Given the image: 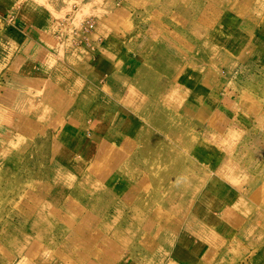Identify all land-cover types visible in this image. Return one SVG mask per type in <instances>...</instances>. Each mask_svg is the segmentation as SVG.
I'll list each match as a JSON object with an SVG mask.
<instances>
[{
	"label": "rangeland",
	"instance_id": "rangeland-1",
	"mask_svg": "<svg viewBox=\"0 0 264 264\" xmlns=\"http://www.w3.org/2000/svg\"><path fill=\"white\" fill-rule=\"evenodd\" d=\"M198 1L0 0V264H264V0H201L212 8L194 11ZM256 27L262 34L252 45ZM104 37L111 48L124 39L159 45L161 62L172 59L128 66L152 94L129 83L124 96L103 103L124 90L111 87L118 80L112 66L105 84L90 78V52L96 56L100 45L105 54ZM27 40L37 45L23 47ZM252 46L253 63L243 70ZM84 74L83 84L65 83H81ZM157 74L165 81L150 86L146 80ZM182 111H205V119ZM103 140L97 160L77 157L82 145L93 142L94 153ZM126 163L124 192L70 193L83 172L112 177ZM228 175L246 185L243 175L248 192L259 189L248 214L240 209L245 194H229ZM120 200L154 210L135 207L139 219L121 228L123 245L109 228L129 216ZM106 210L110 221L102 222ZM241 220L258 237L239 234L232 246L229 221ZM153 234L155 244L136 242Z\"/></svg>",
	"mask_w": 264,
	"mask_h": 264
},
{
	"label": "crops",
	"instance_id": "crops-1",
	"mask_svg": "<svg viewBox=\"0 0 264 264\" xmlns=\"http://www.w3.org/2000/svg\"><path fill=\"white\" fill-rule=\"evenodd\" d=\"M207 1V0H206ZM206 1H201V0H199L198 2L199 3H195V5L196 6H199V8H197V9H194V11H196V10H201V8L200 7H204V9L205 8H207V6H208V4L206 3ZM248 2H250V0H247ZM194 4V3H193ZM210 8H207V9H211L212 7L211 6H209ZM195 17H197V15H194ZM211 16V15H210ZM232 20V19H231ZM197 22V21H196ZM199 23H200V21H198L197 22V24L199 25ZM133 29H138V28H133ZM184 32H187L186 30L184 31ZM259 32L262 34V30H261V28L260 27H256L254 30H253V32H252V36H251V38L249 39V43L251 42L252 43V45L253 44H255L254 43V41H253V36H254V38L255 37H260V34H259ZM143 33H145V32H143ZM145 34H147V33H145ZM35 35H37V34H35ZM119 35H125L124 33H121V34H119ZM148 35V34H147ZM149 36V35H148ZM185 36H187V34H185ZM262 36V35H261ZM126 37V36H125ZM150 38L152 37V36H149ZM190 37L191 38H193L192 37V34H190ZM235 37H237V36H235ZM124 38V37H123ZM206 38H210V39H214L215 37H212V35L211 34H207L206 35ZM36 41H31L30 42V40H27V41H25L24 43H23V47L24 46H29V48H31L33 45H37V43H35ZM198 42V41H197ZM211 44H212V46H214V44H215V42L213 41H209ZM196 43V42H195ZM249 43H248V45H249ZM100 44H102V45H104L105 47H104V50H105V54H112L113 55V61H111V60H109V58L103 53V49H101V46L99 45L98 47L96 46V56L95 55H93L92 56V51L90 52V54H91V56H90V59H89V62L90 63H92L93 64V62L95 63V64H91V73H90V78L92 77V78H94L93 79V82H95L96 83V81L98 80V82L99 81H101V80H104V84L108 81L107 79V70L109 69L108 68V66H112V68H111V73H113V75L115 76V78L116 77H118V80L117 81H113V84H112V86L111 87H113V90L114 91H116V90H118V89H121V88H123L124 87V90L122 91H120V92H118V91H116V92H114V95L113 96H110L111 98H109V99H106L103 103H106V102H108L107 100H115L114 99V97H116L118 94H120L121 96H124L125 95V92H126V90H127V85L129 84V83H134V85H136V84H138L139 83V88L141 89V90H143V91H148V90H146V88H145V85H144V82L143 81H140V82H136L135 81V79H133L132 77L134 76V74H135V72H133V71H131L130 70V67H128L129 65H131L132 64V62H135L134 64H136L138 67H144V68H152V66H151V63L153 64L154 63V65H158V64H162V62L163 63H165V64H170L171 62H172V59H171V61H168V62H164V61H162L161 62V58L160 57H162V58H165V57H163V56H161L160 55V49H161V46H159V45H154V46H151V48H149L147 45H145V44H141V43H131V42H129L127 39H124L123 40V44L122 45H119V44H114V46H113V48H111V47H108V45H107V40L105 39V37L101 40V42H100ZM200 44V43H199ZM247 45V46H248ZM22 47V48H23ZM253 47V48H252ZM250 49L248 48V47H246L247 49H248V51H250V55H249V59L250 60H247L248 62H247V64H245L244 65V67H243V70H248V69H250L251 68V65H252V63L253 62H251V55L252 54H256V49H254V46H252ZM22 48L20 49V51L22 50ZM253 49V50H252ZM29 50V49H28ZM154 51H156V52H154ZM236 53H238V52H236ZM257 53H259V52H257ZM27 54V51H26V53H25V55ZM125 57V61L124 62H122L121 61V58L122 57ZM71 58V54H70V56H69V59ZM22 60H23V58H22ZM81 60V59H80ZM78 60L77 62H78V64L80 63V62H82V63H85L86 61H84V60ZM214 60V59H213ZM213 60H211L210 61V66L211 67H213V65H214V63H213ZM24 61H25V59H24ZM88 62V63H89ZM20 63V62H19ZM218 64V63H217ZM14 65H19V64H15V59H14ZM80 65V64H79ZM161 69V68H160ZM162 70V69H161ZM130 71V72H129ZM213 70H211V72H212ZM132 72V73H131ZM161 73V72H160ZM244 73V72H243ZM9 75H12V76H14V74H12V73H10L9 72ZM110 75V74H109ZM15 76H18L17 74L15 75ZM91 78V79H92ZM144 78V77H143ZM154 79L157 81V82H163V81H165V78H161V77H159L158 76V74H157V76L155 75L153 78H151V77H149L147 80H146V82H149V83H151L150 84V86L151 85H153L154 84ZM11 80H13V78L12 77H10L9 79H8V81H11ZM17 80H19V79H17ZM82 80V81H81ZM81 80H80V82L81 83H79L78 81H76V82H70V81H65V83H68V85L70 86V88L71 87H73V85L74 86H76V85H79V84H83V82H86L87 81V79H86V75L84 74L82 77H81ZM124 81V82H123ZM81 86V85H80ZM259 86V85H258ZM212 87V86H211ZM210 87V88H211ZM244 87V86H243ZM102 90V89H101ZM69 91H70V89H69ZM242 91V88H241V90H240V92ZM246 91H247V94L249 93V90L248 89H246ZM211 92H212V90H211ZM148 93L149 94H152L151 93V90H149L148 91ZM107 95L109 94V93H106ZM82 95V94H81ZM202 95V94H201ZM201 95L199 96V100H200V97H201ZM15 96V95H14ZM74 96V98L76 99V100H81V96H76V95H73ZM248 97L250 96V94H248L247 95ZM82 97H83V95H82ZM113 97V98H112ZM224 97H225V101H229V96L228 95H224ZM247 97V100H249L250 98H248ZM223 102H224V99L222 100ZM77 104H79V102H75V101H73V106H76ZM92 104H94V102L92 103ZM98 106H99V104H98ZM208 109V110H207ZM205 111H207V112H209V108H207ZM86 111H89L88 109H84L83 110V115H84V117H86L85 116V113H86ZM205 111L204 112H198L197 114H187V113H184L183 111L180 113V116L181 117H184V118H186V117H188V118H192V117H195V116H197L198 117V120H203V119H205ZM212 112H214V109L212 110ZM91 112L89 111V114H90ZM207 114V113H206ZM88 115V114H87ZM3 118V117H2ZM53 117H49V116H46L45 117V120L46 119H52ZM145 118H147L149 121H151V123H150V125L153 123V117H151V116H147V117H145ZM5 119V118H4ZM6 120V119H5ZM8 121V120H7ZM56 122V124H54L56 127H57V125H58V123H57V121H55ZM149 124H146L145 126L143 125V127L141 128L142 130H147V128L150 126H148ZM55 127V128H56ZM81 129H83L82 127H81ZM76 131H77V129L74 131L73 130V132H75L76 133ZM52 131H50V133H51ZM54 132H55V129H54ZM53 132V133H54ZM80 132V131H79ZM77 133H78V131H77ZM81 134H84L85 135V133L84 132H80ZM52 134V133H51ZM70 134V133H69ZM50 141H51V139H50ZM78 141H81V139L80 140H78ZM44 166H45V163H44ZM242 178V179H241ZM241 178H238L239 180H241V181H246V185H244V184H238L237 185V182H236V180H237V177H230L229 175H228V177H227V179H225L226 181H227V185H226V187L229 189V194H232L233 192H236V193H238V194H245V201H246V203H245V205H243L240 209L242 210V213L244 214V213H249L250 211H251V206L254 204V201L257 199V197H258V195H259V189H257L256 191H254V190H252V191H250V192H248L247 191V188H248V183H247V180H245L244 179V177H243V175H242V177ZM244 179V180H243ZM231 181H234V182H236L235 183V186L234 185H229V183L231 182ZM239 188H241L240 190H239ZM248 193V194H247ZM217 204V203H216ZM219 205V204H218ZM244 206H248L249 208L248 209H244L243 207ZM219 207H221V208H223L222 207V205H219ZM213 209V208H212ZM233 211H235V212H240V211H237V210H235V209H232ZM222 211V210H221ZM221 211L220 212H218V213H221ZM247 214H245V215H247ZM197 220H199V221H202V222H207L208 220L207 219H205V217L204 216H202L201 214H197ZM246 224H245V222H244V220H241V221H236V224H235V222L234 223H232V222H230L229 221V230H230V232H229V244H231L232 243V241L233 240H235V243L234 244H232V246H238V245H240V240H242L241 238H238V236L237 235H239L240 234V236L242 237V238H244V239H248V240H251L252 239V237L251 236H255V234H253V233H255V230H257V229H254L253 231H250V230H248L246 227ZM212 227V226H211ZM213 229H215L214 227H213ZM219 230H221V229H219ZM239 230V231H238ZM255 237H258V235L257 236H255ZM255 239V238H254ZM257 243H258V241H257ZM6 259V258H5ZM17 260H19V259H17ZM17 263H19V261L17 262ZM17 263H15V264H17Z\"/></svg>",
	"mask_w": 264,
	"mask_h": 264
},
{
	"label": "bare ground",
	"instance_id": "bare-ground-1",
	"mask_svg": "<svg viewBox=\"0 0 264 264\" xmlns=\"http://www.w3.org/2000/svg\"><path fill=\"white\" fill-rule=\"evenodd\" d=\"M202 87H203V85H202ZM68 130H69V127L67 128ZM64 132V134L67 132V130H65V131H63ZM93 143V142H92ZM91 143V144H92ZM91 144H84V145H82V149H81V151H79V156H77L80 160H84V159H87V158H89L91 155H92V157H93V159L95 160H97V157L102 153V151L105 149V143H104V140L103 141H101L100 142V144H99V146H98V149H97V151L96 152H94V153H92L93 152V147H91ZM129 165L130 166V164L129 163H126L125 165ZM125 167V166H124ZM131 168H132V166H130L129 167V169L127 170V169H125V168H121L120 167V170H118V171H116V174H114V176H112V177H103V176H101L100 178H102L103 180H105L104 182H103V186L102 185H100V182H99V180H102V179H99V174L98 175H95V177L92 175V174H90V173H84L83 172V174H82V176L80 177V178H75L73 181H75V184L72 182L71 183V187H69V188H71L69 191H71L70 193H72V192H74V191H76V190H78V189H81V190H79V191H81V192H83V191H85V192H88L89 190H91V191H95V192H101V191H103V190H107V191H112V192H114V193H120V192H124L126 189H128L130 186H129V183H127L128 182V180H130L129 179V177H128V174H130V170H131ZM134 175H135V171H133L132 172ZM94 174V173H93ZM95 174H97V173H95ZM59 180H60V178L59 177H57ZM99 179V180H98ZM54 181L55 182H58L57 180H55L54 179ZM123 181H125L127 184H126V186H121V190H120V188H119V183H121V182H123ZM136 181V180H135ZM106 182V183H105ZM59 183V182H58ZM105 183V184H104ZM120 190V191H119ZM85 192H84V194H85ZM137 194L140 196V194H139V191L137 192ZM137 194H136V196H137ZM86 195V194H85ZM92 195H96V193H92ZM117 196H120V197H122V195L121 194H119V195H117ZM116 198H119V197H114L113 198V200L114 199H116ZM120 199V198H119ZM120 203H122V213H123V216H126V215H129V216H126V218H127V220H126V218H125V221L124 222H122V221H120V220H118V221H116L115 220V222H116V225H114V221H112L111 223H110V227L109 228H112L113 229V236H114V238L117 240V242H119V243H121L122 245L123 244H126V239L127 238H125L124 236H123V234L122 233H120V231H121V228L122 229H124V224L127 222V224L126 225H128V224H130V223H132L135 219L136 220H138L139 219V217L137 216V214L138 213H136L135 212V207H142V208H145L146 210H148V214H150V215H154V210H151L152 209V207L150 206V207H148V208H146V207H144L143 206V203L141 202V201H139V200H135L134 202H129V201H122V200H120ZM131 203V204H130ZM113 204H111V205H109V206H107V208H110V207H113L112 206ZM85 206V204H83V207ZM91 207V206H90ZM89 206H86L85 208H90ZM116 207H113V210L115 209ZM126 208H128V210H129V212H126ZM109 212H110V210H106L104 213H102L101 214V217H100V220L102 221V222H109L110 221V217H109ZM125 214V215H124ZM128 229H130V226L128 227ZM155 234H153V235H151V236H149V237H142V238H137L136 239V242L137 243H142V242H151L152 244H155V240H156V238H154L155 236H154ZM157 237H159V238H161L162 240H164L163 239V237L161 236V234H157ZM60 238V237H59ZM58 238V239H59ZM164 244L165 245H167L166 244V242H165V240H164ZM171 247L173 248V244H171ZM166 248V247H165ZM164 248V249H165ZM175 248H177V250H182V247H180V246H178V245H176V247ZM174 248V250H176ZM163 249V250H164ZM178 253H181V252H178ZM181 255H182V257H183V254L181 253ZM181 260V259H180ZM174 262H179L178 260H177V258H174ZM163 264H174L173 263V259L171 260V262H163Z\"/></svg>",
	"mask_w": 264,
	"mask_h": 264
}]
</instances>
